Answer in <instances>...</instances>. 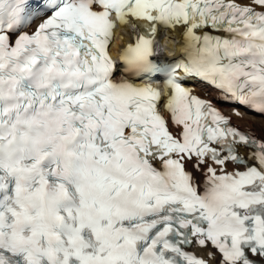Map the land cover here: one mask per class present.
Returning <instances> with one entry per match:
<instances>
[{
	"label": "snow or ice",
	"instance_id": "snow-or-ice-1",
	"mask_svg": "<svg viewBox=\"0 0 264 264\" xmlns=\"http://www.w3.org/2000/svg\"><path fill=\"white\" fill-rule=\"evenodd\" d=\"M241 108L264 116V0H0V264H264Z\"/></svg>",
	"mask_w": 264,
	"mask_h": 264
},
{
	"label": "bare ground",
	"instance_id": "bare-ground-1",
	"mask_svg": "<svg viewBox=\"0 0 264 264\" xmlns=\"http://www.w3.org/2000/svg\"><path fill=\"white\" fill-rule=\"evenodd\" d=\"M132 31L129 29V26H117V28L114 30V42L111 45L110 51L113 55H117L119 51H121L122 46H126L128 43L132 42L133 36ZM173 35H178L180 38L179 32H173ZM166 43L170 48L174 47V43L172 41H168L165 39L163 41ZM208 97H216L218 95V92L213 91L205 94ZM227 109L232 111L231 108L226 105ZM244 116L243 119H235V121L240 125V127L243 128H252L254 129L258 134H260L262 126H264V118L262 116L256 115V114H249L246 112L241 111Z\"/></svg>",
	"mask_w": 264,
	"mask_h": 264
}]
</instances>
